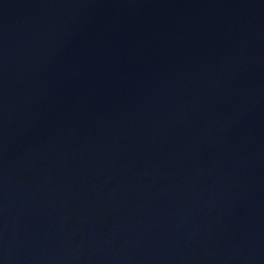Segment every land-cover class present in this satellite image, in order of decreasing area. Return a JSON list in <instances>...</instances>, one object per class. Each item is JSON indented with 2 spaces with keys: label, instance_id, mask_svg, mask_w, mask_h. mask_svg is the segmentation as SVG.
I'll use <instances>...</instances> for the list:
<instances>
[{
  "label": "water",
  "instance_id": "95a60500",
  "mask_svg": "<svg viewBox=\"0 0 264 264\" xmlns=\"http://www.w3.org/2000/svg\"><path fill=\"white\" fill-rule=\"evenodd\" d=\"M0 264H264V0H0Z\"/></svg>",
  "mask_w": 264,
  "mask_h": 264
}]
</instances>
